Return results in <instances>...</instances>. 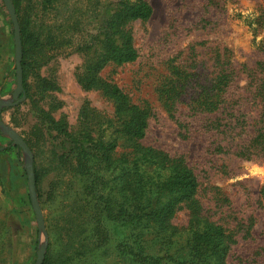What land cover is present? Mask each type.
Segmentation results:
<instances>
[{"label":"rangeland","instance_id":"rangeland-1","mask_svg":"<svg viewBox=\"0 0 264 264\" xmlns=\"http://www.w3.org/2000/svg\"><path fill=\"white\" fill-rule=\"evenodd\" d=\"M10 1L17 23L18 16H25L31 26L51 27L46 34L54 33L61 45L46 47L37 63L29 60L26 100L3 108L2 123L25 142L35 130H52L51 120H63L68 132L75 133L82 128L96 129L112 119L114 105L102 89L84 90L77 83L84 61L78 49L101 30L108 11L119 0ZM142 1L152 7L151 18L125 28L137 60L108 65L98 77L116 85L130 104L148 111L141 145L182 160L197 178L193 202L181 204L171 219L179 233L174 247L185 242L187 225L197 208L202 218L221 225L230 237L227 264H264V0ZM76 21L78 30H69ZM222 75L230 76L223 96L232 112L228 128L217 130L212 120L219 113L207 114L196 106L220 98L217 84ZM1 86L0 101L14 104L13 27L2 0ZM253 142L257 145L252 149ZM50 143L55 141L42 140L35 158L30 151L31 166H36L40 180L39 194L35 193L43 233L29 199L28 158L0 131V264H35L43 247L44 262L55 248L50 224L58 214L65 184L74 179L67 168L61 178L52 171ZM246 148L249 160L238 156ZM123 151L116 149V156ZM58 179L63 182L60 189ZM52 191L58 196L55 201L50 197ZM11 211L14 214L4 217ZM118 225L107 222L104 252L95 253L89 264H126L117 251L126 232Z\"/></svg>","mask_w":264,"mask_h":264},{"label":"trees","instance_id":"trees-1","mask_svg":"<svg viewBox=\"0 0 264 264\" xmlns=\"http://www.w3.org/2000/svg\"><path fill=\"white\" fill-rule=\"evenodd\" d=\"M115 7L108 11L101 30L79 47L84 61L77 76V83L84 90L102 89L114 105L113 118L104 120L96 129L82 128L75 133L68 132L63 120H51L52 130H35L25 139L33 158L39 155L42 140L55 141L48 148L52 171L61 178L67 168L66 173L74 179L65 184L60 196L58 214L49 228L55 248L43 264H89L95 253L99 256L104 252L107 222H117L126 232L117 246L126 264H227L230 237L221 225L202 218L197 208L187 225L185 242L178 249L174 247L179 233L170 224L171 219L181 204L193 202L199 186L197 178L182 160L141 145L146 136L148 111L130 104L116 85L98 77L108 65L121 66L137 60L126 25L146 22L153 14L152 7L142 0H119ZM18 23L26 94L25 67L29 60L37 63L46 47L55 49L61 42L54 33L46 34L51 27L31 26L25 16H18ZM79 25L78 21L73 22L69 30H78ZM229 77L222 75L218 81L217 101H204L196 106L207 114L219 113L212 120L217 130L230 125L232 108L223 96ZM256 145L253 142L250 148ZM119 147L124 151L116 156ZM249 155L247 148L238 153L246 160ZM33 172L35 191L39 194L35 165ZM62 183L58 179L57 189ZM49 193L51 200L58 198L55 192ZM10 214L14 211L4 217Z\"/></svg>","mask_w":264,"mask_h":264},{"label":"water","instance_id":"water-1","mask_svg":"<svg viewBox=\"0 0 264 264\" xmlns=\"http://www.w3.org/2000/svg\"><path fill=\"white\" fill-rule=\"evenodd\" d=\"M2 1L8 12L13 27L16 87L12 93V100L14 101V104L10 102L0 101V131H2L3 134L12 141V144L18 149H20L28 158V162L26 163V170H27L26 172H27L29 199L31 202L32 210L35 215L38 230L45 233L43 216L40 207L38 205L36 193H35L34 172L31 166V160H32L31 152L27 147L26 143L24 142V140L14 130L7 128L1 121V111L3 108L12 107L13 105H17L26 100V94L24 93L23 90V74L21 67L22 47H21L20 31L11 1L10 0H2ZM44 254H45V248L44 247L40 248L37 253L35 264H42L44 259Z\"/></svg>","mask_w":264,"mask_h":264},{"label":"crops","instance_id":"crops-1","mask_svg":"<svg viewBox=\"0 0 264 264\" xmlns=\"http://www.w3.org/2000/svg\"><path fill=\"white\" fill-rule=\"evenodd\" d=\"M4 87L6 88V87H7V85H4ZM0 88H2V86H1Z\"/></svg>","mask_w":264,"mask_h":264}]
</instances>
